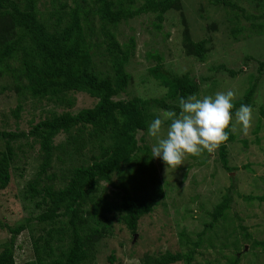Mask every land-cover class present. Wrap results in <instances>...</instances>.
<instances>
[{"label":"trees","instance_id":"16d2710c","mask_svg":"<svg viewBox=\"0 0 264 264\" xmlns=\"http://www.w3.org/2000/svg\"><path fill=\"white\" fill-rule=\"evenodd\" d=\"M247 2L253 6L247 8L243 0H209L216 11L224 13V21L232 25L234 39L264 34V0ZM186 8L189 3L185 0H0V78L4 81L1 89H14L18 94L17 105L12 109L17 124L25 109L21 97H31L35 106L41 105L43 114L36 123L30 120L29 130L19 126L11 129L9 123L0 127V190L9 186L16 164L26 163L23 160L32 153L30 149L39 146L36 172L21 197L24 207H31L29 216L15 225L0 222V227L11 234L7 242L0 244V264H18L16 242L27 229L34 259L24 264H96L98 247L116 235L118 225L132 235L137 234L142 217L166 197L165 182L157 173L147 143L149 124L157 117L156 110L179 113V98L196 94L200 81L208 78L199 81L189 72L174 74L164 69L161 57L157 56L159 62L150 73L167 88V94L123 98L133 78L126 64L136 43L133 38L121 43L116 31L120 23L144 13L154 14V27L162 29L166 14L177 11L184 25L186 53L206 61L211 38H193ZM243 19L250 25H245ZM96 33L105 37L111 62L105 70L95 65ZM213 69L227 71L231 77L244 70L224 64ZM259 70L264 73V61ZM256 88L257 82L235 100V109L241 104L254 107ZM80 92L95 98V105L74 110L76 94ZM50 104L54 107L47 108ZM262 109L264 116V106ZM260 122L261 118L256 131ZM60 134L64 138L57 142ZM236 137V132H230L228 142ZM227 143L219 148V157L227 169L233 170L228 166ZM241 196L264 201V194ZM233 200L231 192L224 194L209 212L211 218L204 223L196 241L192 242L186 230H181V247L177 251L146 252L139 262L123 263L117 261L113 250L108 257L110 264L199 263H195L196 249L202 235L210 232L212 238L217 236L214 228L221 220L230 218L228 210ZM239 226L240 235L257 257L255 249H264V239L254 238L242 223ZM231 243L234 250L228 256L223 254L225 264H241L246 253L240 249V236ZM206 264L215 263L208 259Z\"/></svg>","mask_w":264,"mask_h":264},{"label":"rangeland","instance_id":"374dc122","mask_svg":"<svg viewBox=\"0 0 264 264\" xmlns=\"http://www.w3.org/2000/svg\"><path fill=\"white\" fill-rule=\"evenodd\" d=\"M247 1L243 0L242 4L247 8L253 6ZM185 2L189 3L186 16L191 25L193 38H211L207 60L200 61L186 53L183 46L184 25L177 11L166 14L162 29L154 27L155 16L152 13H144L122 22L116 31L119 41L125 44L133 38L136 43L134 53L126 64V69L133 78L126 94L124 93L122 97L152 98L167 94V88L161 86L150 73V69L159 62L157 57L159 56L164 69L174 74L181 75L189 72L192 78L196 77L199 81L201 78H208L200 81V90L194 94L198 98L231 89L237 93V100L253 83L257 82L255 106L252 107L253 126L247 135L237 126L236 139L227 143L228 166L233 170L223 165L219 157V149L213 154L205 151L199 157L188 155L184 164L176 169L169 168L167 171L162 159L154 158V163L159 170L157 173L165 182L166 197L160 205L155 206L152 212L142 217L137 234L132 235L127 228L120 229L118 225L116 235L98 247L100 249L95 259L96 264H110L108 257L113 250L117 255V261L123 263L139 262L146 252L177 251L181 247L178 233L183 229L191 237L192 242L196 241L199 237L198 233L204 228V223L211 218L209 212L228 192H231L234 198L228 210L230 218L221 220L215 226L216 238H212L210 232L202 235L203 240L196 249L195 263L206 264L209 259L215 264H225L227 259L223 257V254L228 256L227 254L234 250L231 241L239 235L240 249L246 253L242 256L241 264H264L263 247L255 249L258 253L256 257L254 251H250L251 245L240 235L239 226L242 223L254 238L264 239V201L258 198L247 200L241 196H247L250 193L257 196L264 194V116L261 115L264 106V73L262 74L259 70L261 62L264 61V34L253 33L246 39H234L230 28L232 25L224 21V13L220 10L216 11L209 0H185ZM243 23L250 25V22L245 19ZM95 27L97 32L98 23ZM245 31L246 29L243 32ZM93 41L97 43V47L94 48L97 68L105 70L111 67L105 37L96 33ZM219 64L244 70L231 77L227 71L213 69ZM2 82L4 81L0 78V127L9 123L11 129L19 126L21 129L29 130L31 119H34L36 123L43 117L39 107L41 105L35 106L29 95L26 99L21 97L25 109L17 124L12 109L17 105L18 94L14 89L2 90ZM76 98L74 110L90 107L96 103V99L86 93L80 92L76 94ZM46 107L52 108L54 105L50 104ZM57 110L61 111L62 108L57 107ZM164 110V108L156 110L154 114L158 116ZM260 118V129L256 131ZM169 123L170 121L165 122V130ZM146 137L147 143L152 148L156 139L148 133ZM63 138L64 134H60L56 140L59 142ZM243 140H246V143ZM38 147L36 145V148L30 149L32 153L29 152L27 158L23 160L26 163L16 164L17 169L13 171L9 186L0 190L1 223L15 225L31 212L30 205L25 208L21 197L27 183L36 172L39 160L35 155H37ZM65 167L67 165H64ZM234 227L237 229L233 231ZM30 234V229H27L17 239L15 255L18 264L34 259ZM10 236L8 229L0 227V244L7 242ZM227 243L229 246H226ZM191 246L193 245L190 244ZM185 247L189 248V245ZM174 264L185 263L180 261Z\"/></svg>","mask_w":264,"mask_h":264},{"label":"clouds","instance_id":"9594fccd","mask_svg":"<svg viewBox=\"0 0 264 264\" xmlns=\"http://www.w3.org/2000/svg\"><path fill=\"white\" fill-rule=\"evenodd\" d=\"M237 93L231 89L198 98L189 95L178 100L179 113L164 110L151 121L148 134L156 139L151 157L160 158L169 168L176 169L188 155L213 154L226 144L237 126L245 135L253 126V109L241 104L235 109ZM233 109L235 112L233 114ZM170 121L166 130L165 122Z\"/></svg>","mask_w":264,"mask_h":264}]
</instances>
